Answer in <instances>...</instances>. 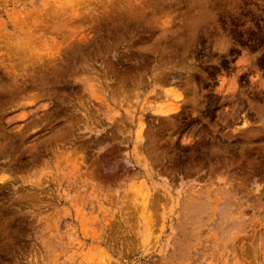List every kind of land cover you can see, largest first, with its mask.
<instances>
[{
    "label": "rangeland",
    "instance_id": "obj_1",
    "mask_svg": "<svg viewBox=\"0 0 264 264\" xmlns=\"http://www.w3.org/2000/svg\"><path fill=\"white\" fill-rule=\"evenodd\" d=\"M0 264H264V0H0Z\"/></svg>",
    "mask_w": 264,
    "mask_h": 264
}]
</instances>
